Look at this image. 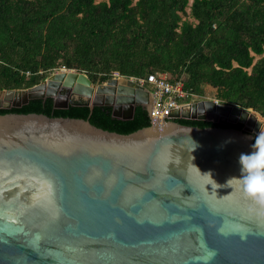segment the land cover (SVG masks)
Segmentation results:
<instances>
[{"label":"water","instance_id":"water-1","mask_svg":"<svg viewBox=\"0 0 264 264\" xmlns=\"http://www.w3.org/2000/svg\"><path fill=\"white\" fill-rule=\"evenodd\" d=\"M21 92L0 110L50 98L55 110L111 107L131 121L140 107L150 127L120 135L86 120L0 115V264H264V210L226 185L264 131L250 110L204 100L150 120L149 92L130 78L95 85L72 70L0 94Z\"/></svg>","mask_w":264,"mask_h":264},{"label":"trees","instance_id":"trees-1","mask_svg":"<svg viewBox=\"0 0 264 264\" xmlns=\"http://www.w3.org/2000/svg\"><path fill=\"white\" fill-rule=\"evenodd\" d=\"M61 68L81 72L95 85L115 74H165L190 96L202 98L210 88L215 101L250 110L264 123V0H0V92L30 89ZM111 111L55 110L47 98L0 115L80 119L120 135L150 127L143 108H135L131 121L117 120Z\"/></svg>","mask_w":264,"mask_h":264},{"label":"clouds","instance_id":"clouds-1","mask_svg":"<svg viewBox=\"0 0 264 264\" xmlns=\"http://www.w3.org/2000/svg\"><path fill=\"white\" fill-rule=\"evenodd\" d=\"M191 144L192 149L195 148V144L192 142ZM251 148L250 153L241 154L239 157L240 175L229 179L226 185H233L234 190L244 200L250 202L252 206L264 210V131H260L256 135ZM191 165L195 167L193 164ZM195 168L201 176H210V174H201L199 169ZM210 179L212 183L207 185H211V187L217 185L211 176Z\"/></svg>","mask_w":264,"mask_h":264},{"label":"built area","instance_id":"built-area-1","mask_svg":"<svg viewBox=\"0 0 264 264\" xmlns=\"http://www.w3.org/2000/svg\"><path fill=\"white\" fill-rule=\"evenodd\" d=\"M59 70L69 71L64 68ZM54 72H57V70ZM112 77L119 78L116 74ZM130 80L149 92L151 98L150 120H157V118H162L163 115L166 119H170L172 111L197 103L195 102L197 97L187 94L181 83L170 84L165 74L155 73L147 76L146 79L130 78ZM215 103L218 104L217 101Z\"/></svg>","mask_w":264,"mask_h":264},{"label":"rangeland","instance_id":"rangeland-1","mask_svg":"<svg viewBox=\"0 0 264 264\" xmlns=\"http://www.w3.org/2000/svg\"><path fill=\"white\" fill-rule=\"evenodd\" d=\"M101 1H107V0H97V2H101ZM137 0H133V2H136ZM191 4V0H189V5ZM186 13L188 14L189 13V9L186 10ZM184 20H187L189 22H194L191 18L187 17V16H182V21ZM258 60V57H255L254 58V62H256ZM53 73V72H52ZM51 73V74H52ZM55 73V72H54ZM49 74L48 77L51 75ZM28 97V94L25 93V92H21V93H18L16 95H12L11 98H10V101L6 102L4 99H5V94H0V103L2 105H6V103H21L24 98ZM204 100H208V101H215L214 100V92L210 89V88H205L204 89V96L202 98H196L195 99V102H200V101H204ZM219 103V102H218Z\"/></svg>","mask_w":264,"mask_h":264},{"label":"crops","instance_id":"crops-1","mask_svg":"<svg viewBox=\"0 0 264 264\" xmlns=\"http://www.w3.org/2000/svg\"><path fill=\"white\" fill-rule=\"evenodd\" d=\"M150 104H151V98H149L148 106H150Z\"/></svg>","mask_w":264,"mask_h":264},{"label":"bare ground","instance_id":"bare-ground-1","mask_svg":"<svg viewBox=\"0 0 264 264\" xmlns=\"http://www.w3.org/2000/svg\"><path fill=\"white\" fill-rule=\"evenodd\" d=\"M119 83L122 84L123 82L120 80Z\"/></svg>","mask_w":264,"mask_h":264},{"label":"flooded vegetation","instance_id":"flooded-vegetation-1","mask_svg":"<svg viewBox=\"0 0 264 264\" xmlns=\"http://www.w3.org/2000/svg\"><path fill=\"white\" fill-rule=\"evenodd\" d=\"M205 120H207V118H205ZM237 125V124H236ZM243 128V127H242Z\"/></svg>","mask_w":264,"mask_h":264}]
</instances>
